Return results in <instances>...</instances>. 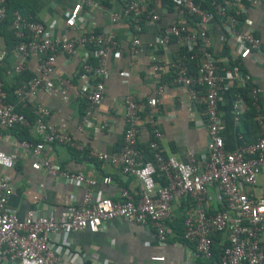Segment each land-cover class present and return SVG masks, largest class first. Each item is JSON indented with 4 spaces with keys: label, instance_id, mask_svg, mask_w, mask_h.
Returning a JSON list of instances; mask_svg holds the SVG:
<instances>
[{
    "label": "built area",
    "instance_id": "built-area-1",
    "mask_svg": "<svg viewBox=\"0 0 264 264\" xmlns=\"http://www.w3.org/2000/svg\"><path fill=\"white\" fill-rule=\"evenodd\" d=\"M158 1L69 0L73 9L64 25L65 32L58 35L54 31L55 22L46 24L43 18L12 11L8 35L12 36L13 43L10 49L6 46L0 48V65L12 50L18 55L12 66L13 74L25 70L30 75L19 79L12 89V103L7 100L0 76V131L10 130L14 125L30 127L38 141L20 140L18 148L29 154L32 170L75 186L95 184L94 179L86 178L82 171H67L42 154L44 147L50 144L79 147L64 126L47 121L49 112L45 105L39 103L34 107L31 123L16 105L26 108L33 101L37 92L47 85L48 77L55 75L60 57L78 54L77 69L71 77L77 87L72 97H81L84 102L78 130L91 127L93 109L102 101L104 81L109 76L110 59H119L124 50L111 28L123 19L132 26L133 36L127 42V50L133 58L143 48L166 46L171 41L183 44L184 50H180L166 66L153 53L148 54L147 59L153 73L166 69L171 73L169 84L183 87L190 103L203 106L207 133L206 157L200 164H196L193 157L181 162L162 153L158 144L161 130L156 125L153 110L164 91V85L159 83L143 100H136L128 92L122 96L124 129L116 152L106 154L94 147L86 150L88 156L117 165L124 176L133 177L137 181L136 196L121 189L117 200L100 194L91 199L90 193L86 192L78 208L54 216L35 208L43 200L42 193H39L31 196L33 206L19 216L6 208L13 188L8 177L0 173V256L9 264H63L59 261L62 254L73 256L68 248V235L81 230L96 233L104 222L112 219L150 228L158 249H161L172 233L168 223L171 203L183 199L187 201L188 209L182 218L181 242L191 256L212 259L213 238L224 234L215 264H264V198L251 197L241 188L254 186L264 169V114L258 107V91L251 85L248 73L240 71L236 65L225 68L223 75L219 76V60L209 49V25L216 17L221 19L240 55L259 52L264 41L250 30L251 21L244 17L245 10L239 6L244 0L229 2L232 14L221 0H172L174 8L183 13L190 24L181 21L160 23ZM245 1L264 11L263 0ZM96 14L106 15L108 26L99 27L94 20ZM4 16V0H0V20ZM240 16L243 17L242 29L236 31V18ZM142 24L154 26L155 36L141 41L138 34ZM187 44L200 48L193 52L184 47ZM30 55L36 60L32 68L27 64ZM120 73L123 78L128 75L123 71ZM70 82L63 79L59 85L67 89L71 87ZM231 84L239 89L249 86L250 102H247L255 111L258 134L253 142L240 143L232 151H227L223 146L221 133L224 125L217 114V101L224 85ZM233 97L234 112L241 114L247 102L238 92ZM141 112L151 126L145 147L150 154L148 159H143V150L138 148ZM104 128V123L99 125L100 130ZM13 159V154L0 150V169H11ZM155 177L162 179L164 184L160 185ZM101 183L110 184V179L103 177ZM211 188L218 191L223 204V208L216 212H208L206 207ZM152 258L165 261L163 256Z\"/></svg>",
    "mask_w": 264,
    "mask_h": 264
},
{
    "label": "crops",
    "instance_id": "crops-1",
    "mask_svg": "<svg viewBox=\"0 0 264 264\" xmlns=\"http://www.w3.org/2000/svg\"><path fill=\"white\" fill-rule=\"evenodd\" d=\"M167 1L159 0L157 4L160 23L181 21L190 24L189 19ZM223 1L230 11L229 2L233 0ZM41 5L37 17L43 18L46 24L55 22L57 26L54 29L55 35L64 33L68 14L73 9L69 0H43ZM239 6L245 10L244 17L251 21L252 33L264 41V11L251 6L245 0L239 2ZM94 20L99 27L108 26L106 15L96 14ZM223 24V21L216 17L208 29L209 49L215 54L220 64L218 74L222 76L223 70L230 68L236 61L240 71L250 75L251 85H254L258 91V107L264 114V43L259 52L240 55L236 52L234 40L227 34ZM111 28L118 41L124 45V50L119 59H110L109 76L104 81L102 101L93 109L91 127L78 130L84 102L81 97H72V92L77 87L71 77L77 69L78 54L75 57H60L55 75L48 77L47 85L39 90L33 101L26 106V109L34 114L33 110L37 104L45 105L49 112L47 121L64 126L75 145L80 147L50 144L44 147L42 154L67 171H82L86 178L94 179L95 184L75 186L64 183L60 179H53L41 171L32 170L29 154L18 148L19 140L15 137L14 128L0 131L2 136L0 150L13 154L14 157L11 169H0V173L8 177L13 188V193L7 199L6 208L10 211L14 210L19 216L33 206L31 196L39 193H42L43 200L39 201L35 208L37 211L48 212L54 216H62L78 208L86 192L90 193L91 199L100 194L117 200L121 189L136 196L137 181L133 177L124 176L117 165L98 161L95 157L88 156L86 151L87 148L94 147L98 151L111 154L119 149L121 133L124 129L121 98L127 92L131 93L136 100H143L153 93L157 84L162 83L164 91L153 108L156 125L161 130L158 144L162 153L173 156L181 162H186L193 157L196 164H200L206 157L207 126L203 106L190 103L183 87L170 85L171 73L166 69L153 73L147 59V55L153 53L166 66L180 50H184L183 44L171 41L166 46L143 48L139 55L133 58L127 50V42L133 36L132 26L123 19ZM235 29L236 31L242 29L241 21ZM155 34L154 26L142 24L138 36L141 41H145L154 37ZM7 37L8 27L5 34H0V48L5 46L8 49L11 48ZM184 47L193 52L200 48L199 45L194 44L191 46L187 44ZM17 59L18 55L11 50L6 54L5 62L0 65V76L6 87H11L13 82L12 66ZM27 60V64L32 68L36 62L35 58L30 55ZM121 71L128 74L126 78H123ZM63 79L71 81L70 88H62L59 85ZM123 79L126 81L124 82ZM238 89L235 84L224 85L217 101V114L224 125L221 136L224 149L227 151H232L243 143L244 127L240 121L243 112L235 114L233 107V95L238 92ZM244 95L241 97L247 102L248 92ZM63 96H66V100H63ZM247 107L245 105L243 111ZM141 119L138 144L143 148L146 147L151 126L145 122L143 112H141ZM102 123L105 128L100 130L99 125ZM27 129L30 137L34 139L30 127ZM103 177H108L110 184L103 185L101 183ZM157 182L159 183L158 180ZM241 188L251 197L264 198V169L257 177L254 186ZM206 207L208 212H216L223 208L219 193L214 188L210 189L206 198ZM187 209L186 200L172 201L168 223L173 230L161 249H158L150 228L128 223L122 219H112L104 222L96 233L81 230L68 235V248L73 256L68 257L62 254L59 261L63 264H89V262L91 264H215L213 258L195 259L191 256L176 234L177 221L183 218ZM223 236L224 234H218L214 237L213 243L216 248H220L224 241ZM155 255L165 257V261L153 259L152 256ZM0 264H9V262L0 256Z\"/></svg>",
    "mask_w": 264,
    "mask_h": 264
},
{
    "label": "trees",
    "instance_id": "trees-1",
    "mask_svg": "<svg viewBox=\"0 0 264 264\" xmlns=\"http://www.w3.org/2000/svg\"><path fill=\"white\" fill-rule=\"evenodd\" d=\"M172 0H168L167 2L171 5ZM207 1V0H206ZM223 1V0H221ZM43 0H4V7H5V16L3 19L0 20V34H5V31L9 25L10 19H11V14L13 10H18L19 12L26 14L29 13L33 16V18H35L38 14V12L41 10V4H42ZM231 12V10H230ZM232 14V12H231ZM237 22L240 23V21H242L243 17H237ZM7 36V34H6ZM8 40L10 41V46L13 43V39L12 36L8 35ZM12 40V41H11ZM7 48V47H6ZM233 65H231V67L238 65L236 64V61L232 63ZM193 66V65H192ZM30 73L28 71L23 70L21 73L19 74H15L14 78H13V82L11 84V87H6L4 85V90L7 94V100L9 102H14V97L12 96L11 92L12 89L15 87V85L18 83L19 79L21 78H27L29 77ZM249 86L244 88V89H238L237 91L239 92L240 95L245 96V92H248ZM247 109L245 111H243L241 117H240V121H241V125H243L244 127V134L242 135L243 138V143L247 144V143H251L253 142L256 138H257V134H258V125L256 124L255 121V112L253 110V107L250 105L249 102L246 103ZM16 109L21 111L23 114L26 115L27 119L30 121V123L33 121L34 119V115L31 113L30 110L26 109V108H19L18 105H16ZM15 130V137L17 138V140H30V142L35 143L38 141L37 138L34 137V139L32 137H30V134L28 132V127H24V126H19V125H14ZM139 149L143 150V159H148L149 158V153L146 151L145 147H141L138 146ZM156 180L159 181L160 185H163L164 182L162 179H160L159 177H155ZM177 228L176 229V234L180 237L181 239V234H182V218L178 219L177 221ZM172 227V226H170ZM172 229V228H171ZM173 230V229H172ZM214 239V238H213ZM219 251V248H216L214 246V243H212V256L213 259L216 260L217 259V252Z\"/></svg>",
    "mask_w": 264,
    "mask_h": 264
}]
</instances>
